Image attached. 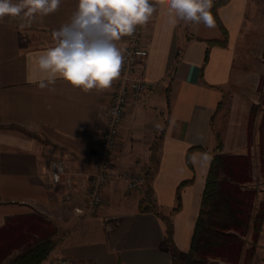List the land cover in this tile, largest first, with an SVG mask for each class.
Listing matches in <instances>:
<instances>
[{"label":"crops","instance_id":"1","mask_svg":"<svg viewBox=\"0 0 264 264\" xmlns=\"http://www.w3.org/2000/svg\"><path fill=\"white\" fill-rule=\"evenodd\" d=\"M77 3L61 0L57 11L35 16L27 27L20 26L25 23L20 17L0 23V228L16 216L36 214L50 221L58 230L57 246L41 264H53L57 256L71 264H174L165 223L139 211L143 185L129 189L125 180L114 179L103 189V207L96 213L87 208L116 80L108 89L88 93L59 79L50 86L54 92L26 80L33 54L53 46L52 30L68 21ZM154 4L157 11L146 33L149 54L138 66L151 90L125 116L112 170L139 175L151 168L156 203L167 216L179 185L190 181L181 190L180 209L171 216L173 242L186 256L215 154L249 156L252 181L246 187L264 200V114L251 116L259 104V80L247 88L252 70L244 66L249 53L243 41L255 26L264 31V0H229L218 8L228 40L210 48L208 40H224L216 23L213 28L183 21L172 26L165 7L157 0ZM126 38L117 42L122 51ZM157 140L154 165L151 147ZM53 158L65 159L76 179L74 188L51 181ZM241 261L245 254L237 264ZM248 264H264V225Z\"/></svg>","mask_w":264,"mask_h":264},{"label":"trees","instance_id":"2","mask_svg":"<svg viewBox=\"0 0 264 264\" xmlns=\"http://www.w3.org/2000/svg\"><path fill=\"white\" fill-rule=\"evenodd\" d=\"M229 0L213 2L211 13L215 23L223 33L224 40H208L212 46H225L228 33L218 18V8ZM209 49L205 61L208 60ZM253 114H251L252 116ZM219 139L217 151L221 149ZM159 142L151 147V162L157 164ZM192 150V149H191ZM188 153L187 161L189 162ZM145 177L144 195L139 202V211L156 214L166 225V246L174 264H219L218 261L237 264L243 254L250 258L264 225V200L255 210L256 189L247 188L252 181L251 159L247 155L213 156L202 195L201 210L195 224L189 252L184 256L173 242L172 214L181 207V190L190 181H183L177 189L176 205L171 215L163 214L156 203L153 191L152 169L143 173ZM251 232L252 245L246 248L245 237ZM58 230L47 219L36 215L7 218L0 228V264H41L57 246Z\"/></svg>","mask_w":264,"mask_h":264},{"label":"clouds","instance_id":"3","mask_svg":"<svg viewBox=\"0 0 264 264\" xmlns=\"http://www.w3.org/2000/svg\"><path fill=\"white\" fill-rule=\"evenodd\" d=\"M165 7L168 23L180 21L215 27L213 0H157ZM61 0H0V23L5 17H20L21 27L32 19L58 10ZM157 4L151 0H78L68 21L53 29V46L33 54L26 80L39 89L54 92L63 80L84 93L111 87L121 72L124 52L118 41L146 25ZM51 109V105L48 106Z\"/></svg>","mask_w":264,"mask_h":264},{"label":"built area","instance_id":"4","mask_svg":"<svg viewBox=\"0 0 264 264\" xmlns=\"http://www.w3.org/2000/svg\"><path fill=\"white\" fill-rule=\"evenodd\" d=\"M151 2L154 3V0ZM148 23L137 26L135 33L126 38L123 50L124 62L120 76L110 92L106 121L100 133L99 147L94 161V172L90 175L87 188V208L90 213H96L103 207V189L110 181L123 179L129 189H136L145 182L143 174L115 173L112 166L120 139V130L129 108L143 103L151 90L150 83L138 71V66L149 54L146 40ZM48 173L55 184L65 183L69 188H74L77 184L74 175L68 172L64 158L51 159ZM53 264H71V261L64 256H57Z\"/></svg>","mask_w":264,"mask_h":264},{"label":"rangeland","instance_id":"5","mask_svg":"<svg viewBox=\"0 0 264 264\" xmlns=\"http://www.w3.org/2000/svg\"><path fill=\"white\" fill-rule=\"evenodd\" d=\"M260 23L261 20L259 19V23L257 24ZM253 29H255L253 34L248 35V37H246L247 34H244V38H243V41H246L244 42V50L246 49V51L249 53L248 58L244 60V66L247 68V70L250 69L252 70V72H247L246 84L248 89L252 84L254 85L256 81L259 80V87L258 90H256L257 92L256 98L259 96V98H257L259 104L254 105L251 111L252 114L255 117H257L264 114V31L262 30L261 27H257V26H255ZM258 195L254 200V206H255L254 212H256V209L259 207L260 203L262 202V201L260 202ZM245 239L247 240L246 248L251 247L252 245L251 232L245 237ZM248 261L249 258L245 256L244 263L241 261L240 264H248ZM219 264H224V263H219Z\"/></svg>","mask_w":264,"mask_h":264}]
</instances>
